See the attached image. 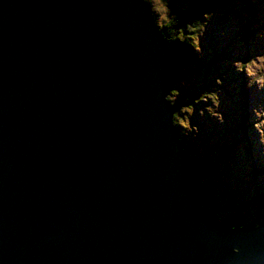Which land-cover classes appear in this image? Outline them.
I'll list each match as a JSON object with an SVG mask.
<instances>
[{
	"label": "water",
	"instance_id": "water-1",
	"mask_svg": "<svg viewBox=\"0 0 264 264\" xmlns=\"http://www.w3.org/2000/svg\"><path fill=\"white\" fill-rule=\"evenodd\" d=\"M146 0H0V264H264L205 207Z\"/></svg>",
	"mask_w": 264,
	"mask_h": 264
},
{
	"label": "rangeland",
	"instance_id": "rangeland-1",
	"mask_svg": "<svg viewBox=\"0 0 264 264\" xmlns=\"http://www.w3.org/2000/svg\"><path fill=\"white\" fill-rule=\"evenodd\" d=\"M184 3L185 0H179L177 9L182 10ZM164 4L162 0L151 1V7L159 25L164 24L173 14ZM244 12V9L241 11L234 7L218 9L209 15L208 22L198 37H200L201 52L204 51L209 56L212 50L214 55H219L224 50L226 54L223 57L232 61L231 67L240 69L239 72L236 69L233 71L234 76L243 78L245 95H235L232 86L237 83V80H230V82L217 80L216 75L213 78L214 71L217 74L219 69V64L216 63L214 68H210L211 71L200 70L195 78L198 85L211 83L210 87L213 89L215 98L214 105L206 110L197 105L192 108L184 105L179 117L181 120L179 136L187 140L189 150L191 149L194 155L201 156L205 144L214 149L213 145L218 141L217 134L225 135L233 132L228 131V127L233 122H238L236 108L237 105L242 106L239 115L240 120L242 119V131L239 137L245 136L247 144L243 140L242 143L238 142L234 153L226 162H223L220 167L216 165L212 177L202 181L203 185H208L216 196V203L220 204L219 209L223 218L233 211L231 208H225V197L237 195L233 197V200L242 205L241 200L245 201L243 198L251 200L255 193L264 191V23L255 25L248 41H242L239 32L247 22ZM259 14L264 15V8L259 9ZM240 56H242V63L239 62ZM221 63L227 65L224 59ZM182 87L183 93L180 95L173 93L169 96L176 101H184L188 96L185 89H188L191 93L197 92L198 97L200 88H197L193 80H188ZM244 99L246 101L243 102ZM242 114L245 115L244 118ZM215 117H217L216 120H214ZM246 147L250 149L249 155ZM212 149L210 154L216 159L217 153L215 149L212 152ZM247 208L242 210L243 218L246 220L259 221L264 216V206L260 203L249 202ZM238 209H242V206Z\"/></svg>",
	"mask_w": 264,
	"mask_h": 264
},
{
	"label": "trees",
	"instance_id": "trees-1",
	"mask_svg": "<svg viewBox=\"0 0 264 264\" xmlns=\"http://www.w3.org/2000/svg\"><path fill=\"white\" fill-rule=\"evenodd\" d=\"M146 1H148L151 5L152 0ZM178 1L179 0H162V2L165 3L164 5L167 6L166 8L172 11L174 15L172 14L164 24H158L163 38L168 42L173 59L174 87L171 90L170 96H172L173 93L179 95L180 93H183L184 88L182 85L186 84L190 79L193 80L197 88H200V92L197 97V92L191 93L188 89H185L188 96L184 101H176L174 98L172 99L169 96L171 104L175 108L173 123L177 131L181 125V120L179 117L182 112L181 110L184 109L182 108L184 105L189 108L197 105L200 106L201 109L206 110L215 103L214 92H212L213 89L210 87L211 83L208 82L205 83L206 85H198L195 82V78L197 77V74L200 72V70H203L204 72H208V70L211 71L210 68H214L215 64L218 63L219 69H217V74L214 71L213 78L216 75L215 79H220L222 81L226 80L227 82L235 79L237 80V83L232 86L235 95L239 94L244 96L246 93V89H244L245 86L243 78H237V76H234L235 74L233 70L236 69V71L239 72L240 69L237 67H231L233 64L232 61H230V59L227 57H223L224 54H226L224 50L219 55H214L212 50L210 51L209 56L204 53V51L201 52V42L198 34L206 26L209 15L224 7H234L240 9L241 11L244 9V15H246L245 18L247 19V22L244 23L242 30L239 32L242 41H248L255 25H261L264 23V15H258L259 9L264 8V0H185V3L183 4L185 6L182 10L177 9ZM152 13L155 22L157 23L153 9ZM206 28H208V26ZM222 59H224L227 65H223L221 63ZM239 62L242 63V56L239 57ZM230 93L232 94V91H230ZM232 98L235 99L233 96ZM244 101H246V99H244L243 102ZM241 108L242 106L240 107L237 105L236 111L238 110V122H233L232 125L228 127V131L233 132L227 133L225 135L221 133L217 134L218 141H216L213 145V148L217 153L216 159H214L210 154L212 148H210L208 144H205V147H203L204 152L201 154V156L194 155L192 150H189V147L186 143L187 140L180 136L185 145V149L203 162V166L201 168V182L212 177V173L216 168V165L220 167L223 165V162H226L229 156L234 153L235 146L238 142L242 143L243 140L247 144L245 136L239 137L242 131V119L240 120L239 117L240 112L242 111ZM206 116H208V114ZM242 116L244 118L245 115L242 114ZM216 118L217 117H215L214 120H216ZM214 149H212V152ZM247 149V154L249 155L250 149ZM203 189L204 201L202 204L205 207L214 210V212H216V214L221 219L229 218L232 220L233 225L238 226H258L264 222V216L259 221H250L244 219L242 214V210L248 209L247 205L249 202L260 203L264 206V191L255 193L251 200H246L243 198L245 201L241 200L242 205L240 203L234 202L233 197H236L237 195L225 197V208H231L233 211H230L229 214L223 218L220 213L221 210L219 209L220 204L218 205L216 203V196L212 190L209 189L208 185H203ZM241 206L242 209H238ZM235 208L238 210H234Z\"/></svg>",
	"mask_w": 264,
	"mask_h": 264
}]
</instances>
